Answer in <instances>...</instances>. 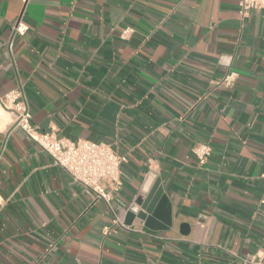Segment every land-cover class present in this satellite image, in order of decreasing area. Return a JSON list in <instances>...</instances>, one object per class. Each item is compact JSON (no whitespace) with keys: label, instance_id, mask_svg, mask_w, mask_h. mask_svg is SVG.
I'll return each mask as SVG.
<instances>
[{"label":"crops","instance_id":"1","mask_svg":"<svg viewBox=\"0 0 264 264\" xmlns=\"http://www.w3.org/2000/svg\"><path fill=\"white\" fill-rule=\"evenodd\" d=\"M239 2L0 0V98L126 158L111 212L0 105V264H264V12ZM159 189L154 231L128 213Z\"/></svg>","mask_w":264,"mask_h":264},{"label":"built area","instance_id":"2","mask_svg":"<svg viewBox=\"0 0 264 264\" xmlns=\"http://www.w3.org/2000/svg\"><path fill=\"white\" fill-rule=\"evenodd\" d=\"M251 11L264 12V0H240L239 12L245 17ZM12 39L23 36L27 27L20 20L11 25ZM132 29L121 30L120 39L125 40ZM9 43V48L11 46ZM233 74H227L221 80L225 86L233 82ZM0 105L14 115V127L21 130L35 142L52 160V164L65 171L75 182L90 190L97 199H102L112 212V195L122 187L121 166L126 158L107 143H95L88 140L72 141L57 138L53 134L39 131L31 124V115L20 91L13 90L0 98ZM203 164L210 156L211 148L200 144L192 149ZM264 220V212L262 214ZM114 224H120L115 217ZM243 264H257L253 257L242 260Z\"/></svg>","mask_w":264,"mask_h":264},{"label":"water","instance_id":"3","mask_svg":"<svg viewBox=\"0 0 264 264\" xmlns=\"http://www.w3.org/2000/svg\"><path fill=\"white\" fill-rule=\"evenodd\" d=\"M136 206L138 209L137 207L132 208L128 213V217L136 216L142 221L144 227L159 231L166 229L170 225L171 213L169 212V207H167L165 197L161 195L160 189L154 191L146 200L139 198L136 201Z\"/></svg>","mask_w":264,"mask_h":264}]
</instances>
